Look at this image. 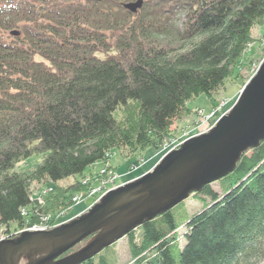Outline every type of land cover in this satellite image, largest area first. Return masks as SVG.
I'll return each instance as SVG.
<instances>
[{
	"label": "trees",
	"instance_id": "16d2710c",
	"mask_svg": "<svg viewBox=\"0 0 264 264\" xmlns=\"http://www.w3.org/2000/svg\"><path fill=\"white\" fill-rule=\"evenodd\" d=\"M129 1L0 0V224L8 234L38 222L36 210L71 205L82 189L76 176L113 148L160 149L173 121L192 111L187 101L219 91L264 23V0H143L136 12ZM132 103L136 115L118 120ZM40 154L32 171L17 170ZM42 182L55 183L44 206L31 197ZM216 182L220 192L211 183L192 194L202 208L184 220L173 207L130 231L132 264H264V140ZM113 244L80 264H117Z\"/></svg>",
	"mask_w": 264,
	"mask_h": 264
},
{
	"label": "water",
	"instance_id": "95a60500",
	"mask_svg": "<svg viewBox=\"0 0 264 264\" xmlns=\"http://www.w3.org/2000/svg\"><path fill=\"white\" fill-rule=\"evenodd\" d=\"M142 4L135 0L124 7L136 12ZM263 140L264 60L236 102L208 130L186 138L152 170L110 189L75 217L48 230L22 231L0 240V264H80L229 175Z\"/></svg>",
	"mask_w": 264,
	"mask_h": 264
},
{
	"label": "rangeland",
	"instance_id": "374dc122",
	"mask_svg": "<svg viewBox=\"0 0 264 264\" xmlns=\"http://www.w3.org/2000/svg\"><path fill=\"white\" fill-rule=\"evenodd\" d=\"M263 33L264 23L262 25H257L253 29V36L256 40L248 45L243 62L237 65L234 73L224 81L219 91L214 92L213 96H208L207 94L202 93L187 101L186 106L192 111L185 112L181 118L173 121L170 128V136L164 140L160 149L146 148L135 150L127 146L113 148L108 152L109 157L98 160L93 165L89 166L82 175L76 176L82 181V189L75 194H84L80 204L60 206L57 207L54 212H46L51 215L52 213L54 214V222L53 224L52 222L48 223V226L38 229L23 227L19 228L20 230L11 226V229L14 232H12L13 236L22 231L48 230L75 217L80 212L92 206L110 189L125 184L143 175L147 171L152 170L168 150L176 147L186 138L208 130L223 112H227L236 102L242 89L264 60V41L261 36ZM223 102H225L223 112L218 113L213 122L204 123L203 120L205 121L206 116L214 109V106L222 104ZM136 113V105L132 103L128 108H119L115 114L116 118L122 121L125 120L128 115H136ZM164 146H167V149L163 150ZM41 160V154L33 155L19 164L16 168L18 171L30 172ZM102 169L104 172L101 171ZM74 179V176H70L59 180L56 185L66 186L72 183ZM212 184L213 189L220 192L218 183L213 182ZM53 186H55V183L51 182L33 183L31 197H36V199L32 200L36 201L39 205L44 206L46 202L48 203L47 198L53 194L52 191L46 192L45 190H49V188ZM39 196L43 197V199H38ZM202 204L203 202L200 198L191 195L184 200V203L174 206V212L177 214L178 221L182 219L184 220L186 217L198 212L202 208ZM42 213L45 212L41 211L39 214ZM184 229L185 225L183 224L179 229L180 234L183 233ZM3 237H12V234L5 232V228L0 226V240L4 239ZM183 240L184 239L181 236V243H183ZM113 245L114 246L109 253L116 257L117 264H132L133 261L129 251L128 238L125 236ZM73 250L74 249L71 251Z\"/></svg>",
	"mask_w": 264,
	"mask_h": 264
},
{
	"label": "built area",
	"instance_id": "2783aa9c",
	"mask_svg": "<svg viewBox=\"0 0 264 264\" xmlns=\"http://www.w3.org/2000/svg\"><path fill=\"white\" fill-rule=\"evenodd\" d=\"M262 36V40L264 41V33L261 34ZM225 105V102H223L222 104H219L217 107H215L205 118V121L203 120L204 123L206 122H210L211 119L218 113L222 110L223 106ZM167 149V146H164L163 147V150ZM106 157H109V154L107 153L106 154ZM102 172H104V170L102 169L101 170ZM53 187L49 188V190H45L46 192L48 191H53ZM82 196H84V194H74L72 196V204L73 205H77V204H80L81 201H82ZM32 198H36V197H32ZM38 199H43V197L39 196ZM41 211L39 210H36V213L38 214L39 216V220L38 222H27L29 224L25 225L24 228H29V229H38V228H41V227H44V226H48V223L54 222V214H48V213H42V214H39ZM22 213L27 216L28 215V209L24 208L22 209ZM50 226V224H49ZM20 230V229H19Z\"/></svg>",
	"mask_w": 264,
	"mask_h": 264
},
{
	"label": "bare ground",
	"instance_id": "6f19581e",
	"mask_svg": "<svg viewBox=\"0 0 264 264\" xmlns=\"http://www.w3.org/2000/svg\"><path fill=\"white\" fill-rule=\"evenodd\" d=\"M225 177V176H224ZM0 226H1V224H0ZM4 227V226H3ZM5 228V227H4ZM3 238H5V237H3Z\"/></svg>",
	"mask_w": 264,
	"mask_h": 264
}]
</instances>
